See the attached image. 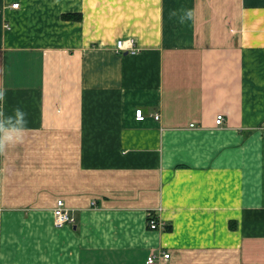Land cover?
I'll use <instances>...</instances> for the list:
<instances>
[{
	"label": "crops",
	"instance_id": "1",
	"mask_svg": "<svg viewBox=\"0 0 264 264\" xmlns=\"http://www.w3.org/2000/svg\"><path fill=\"white\" fill-rule=\"evenodd\" d=\"M0 89V264H264V0H0Z\"/></svg>",
	"mask_w": 264,
	"mask_h": 264
},
{
	"label": "built area",
	"instance_id": "2",
	"mask_svg": "<svg viewBox=\"0 0 264 264\" xmlns=\"http://www.w3.org/2000/svg\"><path fill=\"white\" fill-rule=\"evenodd\" d=\"M19 5L18 1H15L12 3V6L16 7ZM116 47L118 49H122V48H126L131 52H136L138 51V46L136 44V41L134 38H129L127 40L124 39H118L117 43H116ZM135 116L136 119L138 120H143L146 118V113L144 112V110L141 107H138L135 111ZM154 117L156 119L160 118V113L156 112L154 113ZM225 117L223 113H218L217 117H216V122L218 124H221L224 121ZM262 129L264 130V125L261 126ZM54 215H55V222L57 225H64L66 223H72L74 221V218L69 214L68 208L65 206V202L62 198H59L57 200V204L54 207ZM148 220H149V226L151 228H158L160 226V221L157 220V218L153 215V214H149L148 216ZM169 252H165L163 253V257H169ZM156 257H158L155 253H152L148 256L147 262L148 263H154L156 260Z\"/></svg>",
	"mask_w": 264,
	"mask_h": 264
},
{
	"label": "clouds",
	"instance_id": "3",
	"mask_svg": "<svg viewBox=\"0 0 264 264\" xmlns=\"http://www.w3.org/2000/svg\"><path fill=\"white\" fill-rule=\"evenodd\" d=\"M192 10H187L185 16L191 18ZM184 17H181L183 20ZM5 92L0 89V102L4 99ZM28 123L26 112L17 106L11 115H5L0 108V152H3L9 144H15L24 140V132Z\"/></svg>",
	"mask_w": 264,
	"mask_h": 264
},
{
	"label": "trees",
	"instance_id": "4",
	"mask_svg": "<svg viewBox=\"0 0 264 264\" xmlns=\"http://www.w3.org/2000/svg\"><path fill=\"white\" fill-rule=\"evenodd\" d=\"M224 122V121H223Z\"/></svg>",
	"mask_w": 264,
	"mask_h": 264
}]
</instances>
